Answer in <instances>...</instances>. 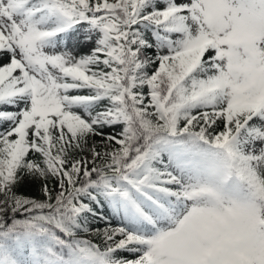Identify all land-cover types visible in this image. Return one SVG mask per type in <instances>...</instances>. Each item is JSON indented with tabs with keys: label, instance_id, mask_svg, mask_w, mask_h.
<instances>
[{
	"label": "snow or ice",
	"instance_id": "6c2138e0",
	"mask_svg": "<svg viewBox=\"0 0 264 264\" xmlns=\"http://www.w3.org/2000/svg\"><path fill=\"white\" fill-rule=\"evenodd\" d=\"M0 264H264V0H0Z\"/></svg>",
	"mask_w": 264,
	"mask_h": 264
}]
</instances>
